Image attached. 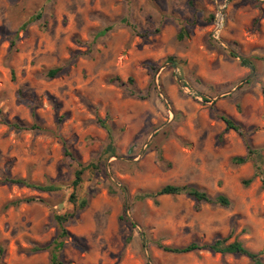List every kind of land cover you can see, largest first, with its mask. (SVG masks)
I'll return each mask as SVG.
<instances>
[{"label":"rangeland","instance_id":"obj_1","mask_svg":"<svg viewBox=\"0 0 264 264\" xmlns=\"http://www.w3.org/2000/svg\"><path fill=\"white\" fill-rule=\"evenodd\" d=\"M248 146L256 155L234 163ZM261 157L264 0H0V264H50L55 216L71 213L65 264H252L163 249L225 238L264 261ZM78 163L92 167L74 192ZM165 185L230 205L138 199Z\"/></svg>","mask_w":264,"mask_h":264},{"label":"trees","instance_id":"obj_2","mask_svg":"<svg viewBox=\"0 0 264 264\" xmlns=\"http://www.w3.org/2000/svg\"><path fill=\"white\" fill-rule=\"evenodd\" d=\"M39 18L40 15L35 17L34 21L38 20ZM214 18H215V14L213 15V20ZM177 38L182 40L184 38V35L180 33L178 34ZM167 60L173 63V65H177V62L174 58L169 57ZM50 74L51 77H54L56 71H52ZM222 120L226 125V130H234L241 137L245 135V131L243 130V128L240 125L236 124L233 120L226 117H223ZM11 126L15 127L16 129H24L30 131L38 129L36 125L22 126L19 124H11ZM247 148H248L247 155L244 157H235L233 159L234 163H236L237 165L245 164L251 160L252 155H256V153L258 152V150L252 149L249 146ZM261 160L264 161L262 157ZM78 167L79 169L74 172V179L71 183L74 192L82 184L84 173L87 170H90L92 166L91 165L83 166L78 163ZM255 169L256 172L254 176H258V175L262 176L261 188L264 190V170L260 165H256ZM251 181L252 179L244 181V185H249ZM6 182L11 185L24 186L26 188L44 193H52L59 189V187L55 184L44 185V184L31 183L26 179H20V178H7ZM74 192L70 196V202L76 204L77 198ZM177 195H186L191 199H193L196 203V209H199V206L202 203L217 204L221 207H228L230 205V201L225 195L220 194L215 197H210L205 191L199 190L189 185H165L154 192H147L140 194L138 196V199L140 200L151 199L154 201L155 204H157L158 203L157 199L161 196H177ZM34 201H35L34 198H29L26 200V202H34ZM19 202L21 201H17L15 203H19ZM86 206H87V202L81 201L80 204L78 205V208L84 209ZM73 217H74V213L55 216V221L57 223L59 232L56 239L48 246V249H50V264H65L63 261L60 260L59 254L66 245V238L69 237L67 230V223ZM163 249L168 253L177 254V255L207 250L214 254L245 256L252 262V264H264V261L261 258V253H256L248 250L247 248H245L243 243L238 240L229 242L228 238L216 239L214 242L209 244H198L193 242L184 247H163Z\"/></svg>","mask_w":264,"mask_h":264},{"label":"built area","instance_id":"obj_3","mask_svg":"<svg viewBox=\"0 0 264 264\" xmlns=\"http://www.w3.org/2000/svg\"><path fill=\"white\" fill-rule=\"evenodd\" d=\"M225 9L226 6L224 5H220L219 6V10L218 12L215 14V18H214V25H215V30L213 33V37L215 40L219 39V33L221 31V29L223 28V24H224V18H225ZM221 19V22L219 21Z\"/></svg>","mask_w":264,"mask_h":264},{"label":"bare ground","instance_id":"obj_4","mask_svg":"<svg viewBox=\"0 0 264 264\" xmlns=\"http://www.w3.org/2000/svg\"><path fill=\"white\" fill-rule=\"evenodd\" d=\"M221 19H222V18H220V20H219L220 22H221Z\"/></svg>","mask_w":264,"mask_h":264},{"label":"water","instance_id":"obj_5","mask_svg":"<svg viewBox=\"0 0 264 264\" xmlns=\"http://www.w3.org/2000/svg\"><path fill=\"white\" fill-rule=\"evenodd\" d=\"M217 40H219V39H217Z\"/></svg>","mask_w":264,"mask_h":264}]
</instances>
